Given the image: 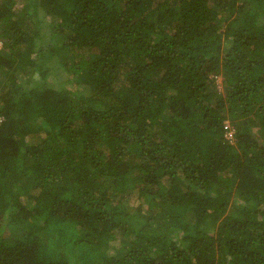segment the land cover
<instances>
[{
  "label": "trees",
  "instance_id": "1",
  "mask_svg": "<svg viewBox=\"0 0 264 264\" xmlns=\"http://www.w3.org/2000/svg\"><path fill=\"white\" fill-rule=\"evenodd\" d=\"M0 264H264V0H0Z\"/></svg>",
  "mask_w": 264,
  "mask_h": 264
},
{
  "label": "rangeland",
  "instance_id": "2",
  "mask_svg": "<svg viewBox=\"0 0 264 264\" xmlns=\"http://www.w3.org/2000/svg\"><path fill=\"white\" fill-rule=\"evenodd\" d=\"M221 80H222V79H221L220 76L217 77V82L219 83V89H222V86H223V85H220ZM230 134H231V133H228L229 136H230ZM260 143H262V142L260 141Z\"/></svg>",
  "mask_w": 264,
  "mask_h": 264
}]
</instances>
